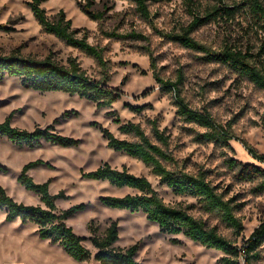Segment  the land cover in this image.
<instances>
[{"label":"rangeland","instance_id":"obj_1","mask_svg":"<svg viewBox=\"0 0 264 264\" xmlns=\"http://www.w3.org/2000/svg\"><path fill=\"white\" fill-rule=\"evenodd\" d=\"M31 0H0V55L18 52L24 57L43 60L49 56L66 65L76 59L83 70L96 80L109 77L107 86L119 89L122 97L111 108H98L93 102L62 92L40 93L23 86L18 78L0 82V123L12 115L11 125L21 130L52 127L63 136L79 140L77 146L61 147L42 143L35 148L19 147L6 137H0V188L15 201L26 205L41 204L40 198L18 181L21 171L30 162L42 165L29 171L38 184L49 182L52 195L64 193L57 201L58 210L84 204L85 210L67 220L80 237L89 239L93 223L101 233L116 222L119 227L117 245L127 248L139 244L137 260L140 264H220L224 256L206 249L183 235H169L140 212L111 209L102 204L106 196L122 197L135 194L129 188L118 189L106 181L83 178V173L96 170L108 163L115 169L147 178L164 201L172 206H183L203 221L208 228L241 247L264 222L263 176L244 178L241 165H255L264 169V160L255 159L244 142L264 155V90L228 65L210 62L205 54L171 42L163 33H178L193 21L183 0H159L152 3L150 20L140 18L134 6L120 0H97V10L107 2L103 21H94L81 8V0H49L43 4L49 17L63 11L76 29L88 33V42L103 51L107 70L96 61L46 33L36 21L28 2ZM204 1V0H203ZM264 1V0H263ZM248 0H227L226 6L239 8L232 18H219L197 28L193 37L206 47L220 51L231 48L245 53L258 50L259 41L246 13ZM206 2L200 11H204ZM141 34L139 40L108 38L106 33ZM153 64V65H152ZM154 74L164 80L179 81L181 95L188 106L208 113L224 131L231 135L228 144L198 142L197 136L206 129L184 122L177 115L172 93L161 90ZM169 136L166 152L174 163L171 170L198 174L205 171L211 183L226 200L232 201L235 215L242 222L239 235L217 213L204 210L197 199L179 197L141 161L117 152L108 146L101 127L122 140H135L119 130L123 124L141 126L155 142L152 123ZM177 240L178 243L173 241ZM92 248L91 243H86ZM260 259L253 264H264V245ZM0 264H101L95 260L78 263L63 249L50 241L41 240L38 227L20 221L8 222L6 211L0 210Z\"/></svg>","mask_w":264,"mask_h":264},{"label":"trees","instance_id":"obj_2","mask_svg":"<svg viewBox=\"0 0 264 264\" xmlns=\"http://www.w3.org/2000/svg\"><path fill=\"white\" fill-rule=\"evenodd\" d=\"M49 0H31L29 7L42 29L55 36L67 46L78 49L93 58L103 69L107 70V61L103 51L88 42V33L84 29L73 27L72 21L60 11L56 16L49 17L43 4ZM108 1V0H107ZM134 6L136 14L144 19L152 17L151 5L159 0H120ZM227 0H183L193 21L178 33H163L171 42L205 54L210 62L228 65L235 71L247 77L258 88L264 90V1L248 0L246 13L253 23L252 27L259 41L258 50L249 49L245 53L231 48L214 51L198 42L192 35L202 25L216 22L219 18H232L239 8L226 6ZM203 2H206L202 12ZM97 0H81L82 12L94 21H103L110 11L107 2H103L102 9L97 10ZM1 29V27H0ZM108 38L118 40H139L141 34L132 32L126 35L106 33ZM153 65V64H152ZM157 83L165 93H172L177 106V115L186 123L195 124L206 129V132L197 136L198 142L228 144L231 135L224 131L221 125L208 114L191 109L181 95V78L179 81H168L154 74ZM6 78H18L27 89L40 93L62 92L71 96H78L97 105L98 108H111L119 101L122 93L119 89L107 86L109 77L96 80L82 69L76 59H69L66 65L49 56L43 60L24 57L18 52L9 55H0V82ZM10 115L0 123V137H6L19 147L35 148L42 143H50L61 147H72L79 144V140L63 136L52 127L35 128L33 131L21 130L11 125ZM152 133L155 142L145 133L140 125L134 123L123 124L119 130L122 134L131 135L135 140H122L115 137L108 129L100 128L109 148L127 154L144 163L154 176L159 178L160 185L166 186L179 197H191L202 204L205 211L217 213L222 220L232 227L237 234L243 232L242 222L235 215L232 201L224 199L208 178L205 171L190 174L184 171L171 170L167 164H173L174 159L165 150L169 144V136L162 131L157 122L152 123ZM248 152L257 160H264L255 149L244 142ZM232 167H240L244 178L264 177V169L255 165H241L232 161ZM42 161L30 162L21 171L18 181L26 190L39 196L41 204L26 205L15 201L3 188H0V210L6 211L8 222L20 221L23 224H34L38 227L41 240L50 241L59 245L63 251L78 263L95 260L101 264H140L137 260L139 244L127 248L117 245L119 227L113 222L104 233L93 223L89 227L90 238L77 235L73 228L67 225V220L85 210L84 204L72 206L59 211L57 201L64 199L63 192L52 195L49 191V182L38 184L29 175V171L42 165ZM6 168L0 164V172ZM83 178L93 181H106L111 186L122 189L129 188L137 193L122 197L106 196L100 200L103 205L111 209L142 211L148 221L159 226L160 231L169 235H183L191 241L200 244L206 249L216 250L224 254L220 264H253L261 257L260 250L264 245V222L244 241L243 245L232 243L215 228H208L206 224L189 213L188 208L167 204L145 177L136 176L126 169L118 170L108 163L94 171L83 173ZM264 190V181L260 185ZM89 241L92 248L86 243ZM178 243L177 240L173 241Z\"/></svg>","mask_w":264,"mask_h":264}]
</instances>
